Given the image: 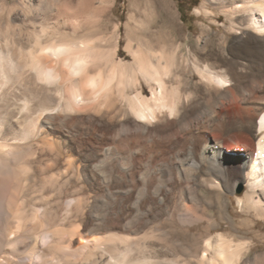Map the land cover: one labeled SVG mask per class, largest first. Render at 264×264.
<instances>
[{
	"label": "bare ground",
	"instance_id": "1",
	"mask_svg": "<svg viewBox=\"0 0 264 264\" xmlns=\"http://www.w3.org/2000/svg\"><path fill=\"white\" fill-rule=\"evenodd\" d=\"M113 5L0 0V264H264L248 242L262 239L264 218V0H203L198 15L211 24L197 37L165 13L146 27L132 15V64L117 60L116 29L108 36ZM102 105L115 141L132 132L137 142L76 158L51 132L80 128L74 116L90 112L99 134ZM199 129L208 137H194ZM231 133L246 154L223 150ZM106 164L129 182L110 188ZM239 183L246 217L235 218L224 192ZM125 194L119 235L110 210Z\"/></svg>",
	"mask_w": 264,
	"mask_h": 264
},
{
	"label": "rangeland",
	"instance_id": "2",
	"mask_svg": "<svg viewBox=\"0 0 264 264\" xmlns=\"http://www.w3.org/2000/svg\"><path fill=\"white\" fill-rule=\"evenodd\" d=\"M112 2H114V5L111 8L109 15L106 19V23L108 24V30H109L107 31L108 36L115 34L116 31L118 32L116 37H118V45H119L118 51L120 55L118 56L117 60L131 63V64L134 63V59H133V56L130 55L128 52V46H127L129 42L128 25L135 26V23L130 20V16L137 15L138 18L141 20L140 22V24L142 23L141 27H146V26L152 25L151 23L154 19L155 14L163 15L165 13L167 16L169 15L168 17L170 19L171 24H174V23L176 24L178 22L180 27L183 29V32L185 35H190V36L193 35L194 37L199 36L201 32V28L203 26H208L211 24L204 17H201L198 15V11L201 10L203 0H167V1L166 0H112ZM144 12L146 15L143 14ZM148 12H150L149 16H148ZM149 17L152 18L151 21ZM143 20L145 21L144 23L142 22ZM224 22H226V18L222 16V19L219 20L216 24V29L220 31L225 30L224 25H223ZM224 32L225 31L221 33V36L223 35ZM7 68L8 67H6L5 71H8ZM2 79L6 81L8 78H2ZM198 79L199 78H197L196 81ZM145 85L148 87L147 95L151 97L152 92L150 90V87L148 86V84H145ZM100 107L101 109L99 111L100 113L97 114L98 116L94 113L92 114V116H94V119L96 120L98 119L97 122H99V125L97 126L99 127L98 128V130L100 131L99 134L94 129L97 127L96 126L91 127L93 126V124L90 120L87 119L88 115H90L88 113L90 112H83L82 114L79 115L81 116L82 120L80 119L79 116H74L76 119H78L79 125H82L80 126V128L79 127H69L71 129L69 133H64L58 130H54L51 132L52 136L56 138L57 140L63 142L65 147L69 148L68 152L74 154L75 157L77 156L78 158L80 157L81 159L84 158L85 161H87V159L89 158L88 156H90L91 152L93 153L95 152V150L99 151L100 148H102L106 144L117 146L122 152L128 151V149L134 146L135 142H137V140L134 139V134L132 132H129V134L127 135L123 134L118 139V141L116 140L117 141L116 142L114 139L116 130L114 128V123L111 119L112 110L109 105L108 106L102 105ZM133 119H134L133 116L129 114V116L125 117V122H127L128 124H132ZM149 127L151 129L158 130L160 134L164 132V130L162 129L163 125L155 123V120H153L152 124H150ZM201 130H204V129L197 130L194 137L197 136V138H200V139L207 138L208 133L202 134ZM165 133L171 134V131H165ZM229 135L230 137H227L226 139L222 141L223 150L226 151V153L228 154L230 153L246 154L248 152L247 150L248 147L246 145L237 146L238 144H241V141L239 140V138L236 136L235 133H231ZM130 137H131V140H130ZM68 143H70L69 146H66L68 145ZM96 146L98 147L96 148ZM145 150H146V153H154L155 151L154 148H152L151 146H148V147L146 146ZM249 152L250 153L252 152V155H253L255 154L256 151L249 150ZM140 156L141 155H138L137 157L140 158ZM85 165H86V162H83V166L80 167V171H83L84 169L83 167ZM101 170L102 172L104 171L103 174L112 176V181H111V184L109 185V187L111 186L110 188H114L115 184H117L116 180L119 181L121 179L120 182H124V183L129 182V178H128L129 176H127L123 170L121 169L117 170L112 164L104 165ZM86 175L87 173L85 174L84 172H80L79 176H80V182L86 185V190H87L86 192L88 193L89 190H91L90 188L91 186L89 187L91 183H89ZM100 184L101 186H103L102 181H100ZM206 190H208V193L212 194L218 189L217 187L213 186V188L212 187L209 189L207 188ZM245 190H246L245 185L243 183H239L236 187L235 193H231L228 191L224 192V200L226 202V205L229 206V210L234 215L235 218L246 217L241 214V209L238 207V203L236 201V196L243 195ZM153 201L154 202L152 203L153 204L152 211L154 213L157 211L156 213H158L161 209L160 207L162 204L160 203L159 205L154 198H153ZM127 206H128V200H127V195L125 194L123 195L122 199L120 198L119 203H116L113 206V208L111 207V210H110V212L113 215H115V217L113 218L114 220L112 219L111 223L115 224L114 225L115 231L119 235H123V230H122L123 220L125 217L129 215V208ZM256 219H257V216H254L255 221ZM165 220H169V217L165 216ZM263 222H264V218L262 220H259L258 228H257V230H259V233L262 234V236L260 237V239L261 238L262 239L261 240L250 239L248 241L252 245L251 246L252 247L251 255L253 254L252 256H254L256 253H264V223ZM217 234L218 233L215 232L213 234V237H216Z\"/></svg>",
	"mask_w": 264,
	"mask_h": 264
}]
</instances>
